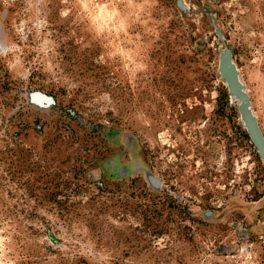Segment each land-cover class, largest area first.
I'll return each mask as SVG.
<instances>
[{"label":"rangeland","instance_id":"1","mask_svg":"<svg viewBox=\"0 0 264 264\" xmlns=\"http://www.w3.org/2000/svg\"><path fill=\"white\" fill-rule=\"evenodd\" d=\"M211 2L264 131V0ZM117 6L98 34L82 0H0V264H264V164L207 15Z\"/></svg>","mask_w":264,"mask_h":264},{"label":"water","instance_id":"2","mask_svg":"<svg viewBox=\"0 0 264 264\" xmlns=\"http://www.w3.org/2000/svg\"><path fill=\"white\" fill-rule=\"evenodd\" d=\"M174 3L185 21L191 22L195 16L207 15V20L216 35L214 46L217 74L226 87L228 99L236 109L238 125L248 136L264 164V131L255 111L249 88L237 64L235 45L232 40L226 39L225 30L216 17L217 6L211 0H203L201 7L192 5L190 0H174ZM259 207L264 209V198L246 206L249 210ZM206 216L216 218L223 214L217 215L214 212L208 213ZM257 231L264 236V220L257 227Z\"/></svg>","mask_w":264,"mask_h":264},{"label":"clouds","instance_id":"3","mask_svg":"<svg viewBox=\"0 0 264 264\" xmlns=\"http://www.w3.org/2000/svg\"><path fill=\"white\" fill-rule=\"evenodd\" d=\"M82 3L87 11L89 7H92V15L94 16V23L99 25V32H103L104 29L108 31L119 32L121 30H127V19L130 17L122 16L120 8L117 6L119 3H126L129 8L134 4V0H106V2H100V0H82ZM142 11V8H141ZM241 257L244 259V264H249L253 256L251 252L247 251V248H241Z\"/></svg>","mask_w":264,"mask_h":264}]
</instances>
